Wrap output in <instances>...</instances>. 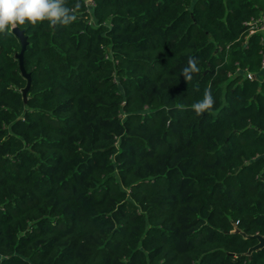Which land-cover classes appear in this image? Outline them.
Returning a JSON list of instances; mask_svg holds the SVG:
<instances>
[{
    "label": "trees",
    "instance_id": "16d2710c",
    "mask_svg": "<svg viewBox=\"0 0 264 264\" xmlns=\"http://www.w3.org/2000/svg\"><path fill=\"white\" fill-rule=\"evenodd\" d=\"M67 6L0 35V264H264V0Z\"/></svg>",
    "mask_w": 264,
    "mask_h": 264
},
{
    "label": "clouds",
    "instance_id": "9594fccd",
    "mask_svg": "<svg viewBox=\"0 0 264 264\" xmlns=\"http://www.w3.org/2000/svg\"><path fill=\"white\" fill-rule=\"evenodd\" d=\"M77 19L75 10L67 6V0H0V35L11 34L18 26L47 22L52 26H69ZM199 72L198 60L190 57L181 75L188 83ZM215 104L211 82L201 99L191 105L197 116L210 112Z\"/></svg>",
    "mask_w": 264,
    "mask_h": 264
},
{
    "label": "water",
    "instance_id": "95a60500",
    "mask_svg": "<svg viewBox=\"0 0 264 264\" xmlns=\"http://www.w3.org/2000/svg\"><path fill=\"white\" fill-rule=\"evenodd\" d=\"M14 32L16 33V35L21 39L22 42V50L21 52L18 54L19 57V61H20V65H21V69H22V73L27 76L30 80V74H28L24 68L23 65V60H24V50L27 46L28 40L26 35L24 34V31L19 29L18 27L16 29H14ZM236 231H240L239 229H236ZM245 235V233H243ZM257 238L259 239V243L258 246H264V236L263 235H257Z\"/></svg>",
    "mask_w": 264,
    "mask_h": 264
},
{
    "label": "built area",
    "instance_id": "2783aa9c",
    "mask_svg": "<svg viewBox=\"0 0 264 264\" xmlns=\"http://www.w3.org/2000/svg\"><path fill=\"white\" fill-rule=\"evenodd\" d=\"M260 21H261V26H260V29H263L264 28V15L260 18ZM263 64H264V62H263ZM264 66V65H263ZM247 77H249V78H253L254 76H253V74H251V73H247ZM264 78V77H263Z\"/></svg>",
    "mask_w": 264,
    "mask_h": 264
},
{
    "label": "crops",
    "instance_id": "0c3cea01",
    "mask_svg": "<svg viewBox=\"0 0 264 264\" xmlns=\"http://www.w3.org/2000/svg\"><path fill=\"white\" fill-rule=\"evenodd\" d=\"M261 74H262L261 77H263L264 76V66L262 68Z\"/></svg>",
    "mask_w": 264,
    "mask_h": 264
},
{
    "label": "rangeland",
    "instance_id": "374dc122",
    "mask_svg": "<svg viewBox=\"0 0 264 264\" xmlns=\"http://www.w3.org/2000/svg\"><path fill=\"white\" fill-rule=\"evenodd\" d=\"M261 26V25H260ZM260 29V28H259ZM260 31H262L263 35H264V28L263 29H260Z\"/></svg>",
    "mask_w": 264,
    "mask_h": 264
}]
</instances>
